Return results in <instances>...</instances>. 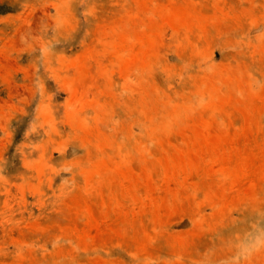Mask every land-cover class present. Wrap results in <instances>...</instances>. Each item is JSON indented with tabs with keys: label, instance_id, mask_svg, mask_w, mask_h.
Listing matches in <instances>:
<instances>
[{
	"label": "rangeland",
	"instance_id": "rangeland-1",
	"mask_svg": "<svg viewBox=\"0 0 264 264\" xmlns=\"http://www.w3.org/2000/svg\"><path fill=\"white\" fill-rule=\"evenodd\" d=\"M0 264H264V0H0Z\"/></svg>",
	"mask_w": 264,
	"mask_h": 264
}]
</instances>
